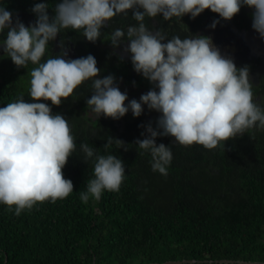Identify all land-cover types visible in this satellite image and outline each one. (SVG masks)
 Returning a JSON list of instances; mask_svg holds the SVG:
<instances>
[{
  "label": "clouds",
  "instance_id": "obj_1",
  "mask_svg": "<svg viewBox=\"0 0 264 264\" xmlns=\"http://www.w3.org/2000/svg\"><path fill=\"white\" fill-rule=\"evenodd\" d=\"M242 7L253 10L252 28L264 40V0H60L51 16L47 2L34 3L31 11L36 21L27 27L18 17L14 21L0 0V35L5 36L0 48L18 69L35 65L30 73L33 102L21 97L0 107V204L20 215L37 202L55 203L73 192V183L62 170L76 149L74 137L68 120L53 114L45 102L59 107L85 81L91 80L93 88L86 101L88 116L119 120L131 112L139 118L144 106L160 114L155 128L151 122L142 126L143 139L135 144L150 152L152 170L165 176L172 151L170 146L158 145V138L171 137L180 145L198 144L211 150L247 130L264 129V108L254 102L247 66L237 68L210 37L169 40L144 23L146 17L157 16L166 21L186 15L195 19L205 10L230 21ZM129 10L138 26L128 27L126 34L114 30L110 43L117 49L127 41L125 51L134 71L153 85L139 101H129L114 76L98 78L100 69L92 55L66 59L67 53L62 52L41 62L62 30H82L83 37L95 44L107 22ZM218 23L214 20L210 27L214 30ZM80 151L94 163V179L80 193L82 202L90 197L99 200L105 191L118 192L125 178L124 162L116 155H99L87 144H81Z\"/></svg>",
  "mask_w": 264,
  "mask_h": 264
},
{
  "label": "trees",
  "instance_id": "obj_2",
  "mask_svg": "<svg viewBox=\"0 0 264 264\" xmlns=\"http://www.w3.org/2000/svg\"><path fill=\"white\" fill-rule=\"evenodd\" d=\"M12 1L6 7L29 12L34 3L47 2L49 15L59 2ZM164 35L169 40L185 39L189 33ZM101 36L96 45L84 43L80 52L94 56L103 75L107 70L102 65ZM4 39L0 35V41ZM2 51L0 107L21 97L33 102L30 73L35 65L18 69ZM53 56L50 45L41 62ZM260 64L258 60L256 67L247 62L237 68L248 67L254 102L264 108ZM92 94L89 80L59 107L45 102L53 114L68 120L74 137L76 149L62 170L72 181L73 192L55 203L37 202L20 215L0 204V264L264 263V129L247 130L211 150L198 144L180 145L171 137L158 138V145L163 143L172 151L165 176L152 170L150 152L135 144L143 139L144 119L127 113L119 120L94 122L86 113ZM81 144L124 162L125 178L118 192L105 191L99 200L90 197L82 202L80 193L94 179V163L85 160Z\"/></svg>",
  "mask_w": 264,
  "mask_h": 264
},
{
  "label": "flooded vegetation",
  "instance_id": "obj_3",
  "mask_svg": "<svg viewBox=\"0 0 264 264\" xmlns=\"http://www.w3.org/2000/svg\"><path fill=\"white\" fill-rule=\"evenodd\" d=\"M8 2L12 4L13 1L4 0L6 6H8ZM6 10L13 14L14 21L18 17L26 27L34 24L36 21V17L32 12L23 11L22 9H10L8 7H6ZM241 10L230 21H224L220 19L217 14L212 13L210 10H205V12L195 19H191L186 15L182 19L173 17L166 21L162 16H157L155 18L146 17L144 23L150 31L159 30L163 34L189 33L186 38L190 36L210 37L221 51V54L232 58L237 67H239V64L247 62L256 67L258 60H261L263 64H260L261 66L259 69L262 68L264 71V40H262L252 28L253 10L247 7H242ZM214 20H219V23L213 30L210 25ZM107 23L108 25L101 30V33H104L103 37L101 36V48L104 51L105 60V63L102 65L103 68L107 70L106 73H103L102 78L108 75L114 76L116 84L121 92L127 93L128 100L136 99L139 101L142 94H146L148 91L153 90V85L134 71L130 56L125 51L127 48V41L117 49H113L110 43L111 33L114 30L122 29L126 34L128 27L138 26L137 22L133 19L131 10H129L127 14L117 15ZM63 33L81 34L66 35ZM167 39H169V37ZM78 40L80 43L76 44L75 42ZM84 43L96 45V43H90L83 37L82 30L75 32L71 29H67L62 30L56 40L50 42L49 46L51 45L52 52L55 56L60 55L62 52H66V59H77L88 56L87 52H80ZM125 103L127 104L128 101ZM87 112L88 109L86 113ZM129 113L132 114L131 112ZM147 113L151 114L150 117L147 116ZM156 115L160 114L144 108L141 117L147 125L151 122L152 126L155 128L156 121L158 120L154 118ZM91 118L94 122H97L98 120H103L105 117L101 116L99 119L95 117Z\"/></svg>",
  "mask_w": 264,
  "mask_h": 264
},
{
  "label": "water",
  "instance_id": "obj_4",
  "mask_svg": "<svg viewBox=\"0 0 264 264\" xmlns=\"http://www.w3.org/2000/svg\"><path fill=\"white\" fill-rule=\"evenodd\" d=\"M167 264H264L261 262H245V261H215V262H195V261H185V262H172Z\"/></svg>",
  "mask_w": 264,
  "mask_h": 264
},
{
  "label": "rangeland",
  "instance_id": "obj_5",
  "mask_svg": "<svg viewBox=\"0 0 264 264\" xmlns=\"http://www.w3.org/2000/svg\"><path fill=\"white\" fill-rule=\"evenodd\" d=\"M101 74H102V72L100 71V74H99L100 76H99L98 78H102V75H101ZM144 108H147V107L144 106ZM158 114H159V113H158ZM150 115H151L150 113H147V116L150 117ZM154 118H155V119H158V118H159V115L154 116Z\"/></svg>",
  "mask_w": 264,
  "mask_h": 264
}]
</instances>
